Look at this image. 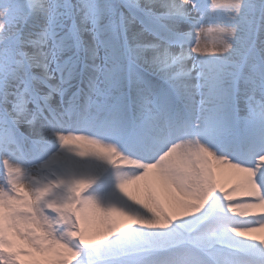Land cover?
<instances>
[{
  "label": "snow or ice",
  "instance_id": "obj_1",
  "mask_svg": "<svg viewBox=\"0 0 264 264\" xmlns=\"http://www.w3.org/2000/svg\"><path fill=\"white\" fill-rule=\"evenodd\" d=\"M0 7V264H264V0Z\"/></svg>",
  "mask_w": 264,
  "mask_h": 264
},
{
  "label": "bare ground",
  "instance_id": "obj_2",
  "mask_svg": "<svg viewBox=\"0 0 264 264\" xmlns=\"http://www.w3.org/2000/svg\"><path fill=\"white\" fill-rule=\"evenodd\" d=\"M70 147L78 148L79 150L84 151L85 153H89V152H92V151L95 150L94 146L88 145V144H85V143H82V142L81 143H72V142H70ZM99 166L102 167L103 165H99ZM222 182H223V184H224L226 189L230 188L232 186V183H233L232 174L226 173L225 176L223 177V181ZM253 235L264 237V233H261V232L254 233Z\"/></svg>",
  "mask_w": 264,
  "mask_h": 264
},
{
  "label": "rangeland",
  "instance_id": "obj_3",
  "mask_svg": "<svg viewBox=\"0 0 264 264\" xmlns=\"http://www.w3.org/2000/svg\"><path fill=\"white\" fill-rule=\"evenodd\" d=\"M0 12H3V8L2 7H0Z\"/></svg>",
  "mask_w": 264,
  "mask_h": 264
}]
</instances>
